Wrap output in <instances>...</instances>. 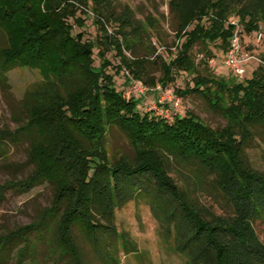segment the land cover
<instances>
[{
    "label": "trees",
    "instance_id": "1",
    "mask_svg": "<svg viewBox=\"0 0 264 264\" xmlns=\"http://www.w3.org/2000/svg\"><path fill=\"white\" fill-rule=\"evenodd\" d=\"M168 10L174 18V51L167 49L165 58L154 54L156 42L147 38L152 63L162 71L155 79L145 73L144 58L126 54L134 52L133 43L142 34H149L148 27L158 25L149 15L139 21L127 6L115 11L112 0H0V33L6 39L0 45V85L7 84V72L16 67L42 76L21 99L26 112L21 123L13 130L0 129V143L27 141L32 164L25 178L3 186L29 190L41 182L53 185L52 202L37 220L0 234V256L11 240L21 239L16 261L29 264L25 253L32 257L34 244L28 234L42 236L51 221L60 256L84 264L76 230L105 264H117L110 240L127 249L131 245L116 230L115 209L141 197L163 224L183 264H264V242L253 225L264 220V170L252 166L245 150L264 130V65L253 68L243 81L216 75L208 65L215 56L207 48L213 43L223 58L232 18L248 36L260 24L264 27V0H169ZM88 19L97 30L94 39L86 35ZM196 45L203 46L205 56L198 62L192 52ZM109 52H114L117 65L107 57ZM119 72L123 80L118 86ZM180 72L191 76L192 85L176 88L174 94L205 98L225 118L223 127L212 128L190 112L171 110L172 120L142 113L139 100L146 93L125 97L132 81L163 89ZM110 126L123 132L134 157L110 158ZM175 165L194 172L193 177L182 174L179 185L170 174ZM207 179L226 200L230 214L203 211L191 198L189 183L201 185Z\"/></svg>",
    "mask_w": 264,
    "mask_h": 264
},
{
    "label": "rangeland",
    "instance_id": "2",
    "mask_svg": "<svg viewBox=\"0 0 264 264\" xmlns=\"http://www.w3.org/2000/svg\"><path fill=\"white\" fill-rule=\"evenodd\" d=\"M168 2L169 0H112L115 11L120 12L127 6L137 20L143 22L145 17L149 15L158 23L155 28L148 27L149 34H142V39L139 38L140 34L136 36L140 40L133 43V53L126 51V54L134 59L144 58L147 61L145 73L148 77L155 79L162 76V71L157 64L152 63L154 57H152L151 52L153 48L147 38L151 36V41L156 42L157 50L154 54H162L165 58L168 50L174 51V46H172L175 40L174 18L169 13ZM87 23L86 35L94 39L97 33L96 27L89 19ZM78 29L75 28L76 31ZM156 35L159 36L160 43L157 42ZM5 40V36L0 33V45L5 44ZM202 47V45H196L192 50L196 62L205 57ZM207 48L212 51L215 59L220 63L222 57L220 49L213 43L208 44ZM245 51L252 56V59L246 72L237 77L238 81L249 78L253 68L255 69L260 64L264 65V58H262L264 56V42H256L254 35L248 36L245 40ZM107 57L115 65L118 64L114 52L107 53ZM99 62V58L96 57L95 64L98 65ZM209 68L216 75L220 73L221 76L230 78L225 67L212 68L209 65ZM114 70V68H109V72L113 73ZM41 80V74L30 68L16 67L7 72V84L0 85V129L13 130L21 123V120L26 116L25 110L22 109L21 99L29 86ZM115 80L118 86L119 83H122L121 72L116 74ZM191 85V76L180 72L175 73L174 81L163 89H160L159 84L147 87L146 94L141 96L139 100L140 112L152 111L154 113L153 106L157 108L163 106L169 112L172 110L181 115L190 112L212 128L223 127L226 124L225 118L219 112L212 110L205 98L197 94L186 96L174 94V89H184ZM176 101H179L177 109L173 105ZM159 102L162 105L159 106ZM258 132L245 150L252 166L261 171L264 170V130ZM27 147V141L24 139L15 142L7 139L6 142L0 143V234L7 233L19 225L37 220L41 209L49 206L52 202L53 185L48 182H41L29 190L3 186L7 181L25 178L30 172L32 164L27 161ZM106 150L110 158L118 157L120 154L127 157H134L135 155L134 147L116 126H110L108 129ZM179 166L175 165L170 174L179 185H182V174L186 176L188 172ZM193 173H188L186 177H193ZM189 193L203 211L217 215L231 213L226 200L215 190L210 179L196 186L189 183ZM114 215L117 232L127 237L131 245L127 249L116 239L110 240L109 249L115 250L117 264L184 263L183 256L176 252L172 239L167 236L163 224L155 217L145 198L137 197L121 203L116 207ZM253 225L259 239L264 242V220L258 219ZM74 235L83 254L84 264H105L78 231L74 230ZM28 238L34 244L32 257L31 254L25 253V259L30 261L29 264H73L69 255H59L60 249L55 242L54 226L51 221L42 236L37 232H31L28 234ZM22 245L21 239L11 240L1 253L0 264H17L16 252Z\"/></svg>",
    "mask_w": 264,
    "mask_h": 264
},
{
    "label": "built area",
    "instance_id": "3",
    "mask_svg": "<svg viewBox=\"0 0 264 264\" xmlns=\"http://www.w3.org/2000/svg\"><path fill=\"white\" fill-rule=\"evenodd\" d=\"M229 23L232 26V34L221 62L219 63L215 58H211L208 63L212 68L225 67L232 78H237L246 72L252 56L245 51V40L248 34L244 26L236 18L230 19ZM252 35H254L256 42L262 41V37H264V27L260 24L258 28L252 32ZM146 91L147 88L145 86L141 85L139 82L132 81L125 97L129 98L139 94L143 95ZM173 105L174 108L177 109L179 101H176ZM153 110H155L156 114L172 120L171 113L164 109L163 106L158 108L153 106Z\"/></svg>",
    "mask_w": 264,
    "mask_h": 264
}]
</instances>
